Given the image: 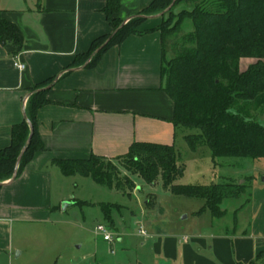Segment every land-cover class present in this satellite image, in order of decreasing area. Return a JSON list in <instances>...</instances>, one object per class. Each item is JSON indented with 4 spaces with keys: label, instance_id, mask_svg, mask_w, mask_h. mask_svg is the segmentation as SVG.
Returning a JSON list of instances; mask_svg holds the SVG:
<instances>
[{
    "label": "crops",
    "instance_id": "obj_1",
    "mask_svg": "<svg viewBox=\"0 0 264 264\" xmlns=\"http://www.w3.org/2000/svg\"><path fill=\"white\" fill-rule=\"evenodd\" d=\"M153 1L121 0L118 17L129 20ZM105 6L106 0H0L3 18L24 37L22 48L0 44V151L25 120L32 89L52 81L48 103L37 111L45 151L0 191V264L21 248L14 235L23 236L29 223L46 222L59 208L53 202L54 178L63 175L57 161L92 155L113 160L134 143L177 148L181 127L173 123L174 102L164 90L161 16L147 17L138 34L109 47L94 66H75L97 39L113 32ZM231 238L150 237L167 264H243L263 251L251 237Z\"/></svg>",
    "mask_w": 264,
    "mask_h": 264
},
{
    "label": "trees",
    "instance_id": "obj_2",
    "mask_svg": "<svg viewBox=\"0 0 264 264\" xmlns=\"http://www.w3.org/2000/svg\"><path fill=\"white\" fill-rule=\"evenodd\" d=\"M185 4L188 6L176 13ZM120 9L121 0H106L104 12L113 32L97 39L91 51L79 58L75 66H94L109 47L138 34V26L147 17L166 11L158 28L162 36L164 90L174 102V125L199 131L186 136L189 148L197 151L208 147L214 161L224 157L264 158V125L240 109L244 102L264 106V0H155L129 20L118 17ZM187 20L192 30L181 34ZM0 44L17 49L24 44L20 29L3 18L1 9ZM169 47L173 56L167 60ZM247 58L256 62L242 71L241 60ZM51 82L32 89L25 120L13 127L10 146L0 151V191L5 182L21 176L35 154L45 151L38 131L37 111L48 103L46 93ZM31 132L30 144L19 161ZM113 160L122 162L148 184H154L161 176L172 194L203 200L205 210L213 217L221 214L220 204L225 199L237 196L238 188L244 187L176 184L184 168L179 164L174 145L134 143L126 155ZM56 163L65 177L80 175L109 189L127 191L118 166L111 159L92 155L88 159ZM127 183L132 186V181ZM117 207L101 205L111 224L112 212ZM262 258L264 250L256 261Z\"/></svg>",
    "mask_w": 264,
    "mask_h": 264
},
{
    "label": "rangeland",
    "instance_id": "obj_3",
    "mask_svg": "<svg viewBox=\"0 0 264 264\" xmlns=\"http://www.w3.org/2000/svg\"><path fill=\"white\" fill-rule=\"evenodd\" d=\"M184 6L188 5L180 6L176 13ZM191 30L187 20L181 34ZM168 50L167 60L173 56L170 47ZM255 62L242 59L241 70ZM240 109L264 125V106L244 102ZM197 133L198 130L184 127L179 130L176 149L184 174L176 184L244 185L236 189L237 196L220 204L218 217L205 210L203 200L172 194L161 176L154 184H148L122 162L112 160L126 192L98 185L80 175H58L59 179L55 177L53 182V202L59 208L46 222L29 223L20 239L14 235L21 248L11 252V262L4 264H167L150 239L166 233H175L180 239L185 235L211 234L229 236L232 241L251 237L264 250V158L224 157L214 161L206 146L197 152L187 148L183 135ZM127 180L132 181V186ZM80 201L89 204H78ZM102 204L118 206L112 212L113 224L105 218ZM100 224L113 233L111 242H105L98 233ZM141 227L146 236L140 234ZM255 264H264V258Z\"/></svg>",
    "mask_w": 264,
    "mask_h": 264
},
{
    "label": "built area",
    "instance_id": "obj_4",
    "mask_svg": "<svg viewBox=\"0 0 264 264\" xmlns=\"http://www.w3.org/2000/svg\"><path fill=\"white\" fill-rule=\"evenodd\" d=\"M15 66L19 69V70H25L26 69V65L23 63H15ZM97 231L98 233L101 234L103 240L105 242H111L112 241V232L107 228L106 225L104 224H100L97 226ZM140 234L141 235H145L147 234L146 230H144L142 227L140 229Z\"/></svg>",
    "mask_w": 264,
    "mask_h": 264
},
{
    "label": "water",
    "instance_id": "obj_5",
    "mask_svg": "<svg viewBox=\"0 0 264 264\" xmlns=\"http://www.w3.org/2000/svg\"><path fill=\"white\" fill-rule=\"evenodd\" d=\"M173 3H174V2H173ZM172 5H173V4H172ZM172 5H171L166 11L170 10V8L172 7ZM166 11L163 12V13H161V14H159V16H163V15L166 13ZM111 37H112V36H111ZM111 37H110V39H111ZM110 39H109V40H110ZM109 40H108V41H109ZM32 135H33V132H31V135H30V137H29V139H28V142H27L25 148H24L23 151H22V154H21V156H20V158H19V161H20L22 155L24 154V152L26 151L28 145L30 144V141H31Z\"/></svg>",
    "mask_w": 264,
    "mask_h": 264
}]
</instances>
